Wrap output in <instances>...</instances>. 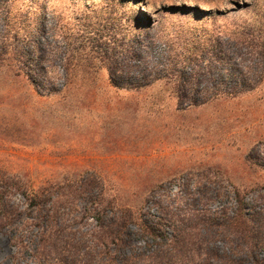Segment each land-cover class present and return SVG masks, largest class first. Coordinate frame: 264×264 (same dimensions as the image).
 Segmentation results:
<instances>
[{
	"label": "rangeland",
	"instance_id": "obj_1",
	"mask_svg": "<svg viewBox=\"0 0 264 264\" xmlns=\"http://www.w3.org/2000/svg\"><path fill=\"white\" fill-rule=\"evenodd\" d=\"M0 35V264H164L179 229L178 264H264L234 233L264 220V0H0Z\"/></svg>",
	"mask_w": 264,
	"mask_h": 264
},
{
	"label": "trees",
	"instance_id": "obj_2",
	"mask_svg": "<svg viewBox=\"0 0 264 264\" xmlns=\"http://www.w3.org/2000/svg\"><path fill=\"white\" fill-rule=\"evenodd\" d=\"M144 17L146 15L142 13ZM142 17V16H141ZM6 45L4 43V35H0V55L3 53V50L5 49ZM133 50V49H132ZM131 52L130 50H128ZM189 54L182 55L183 58L180 61H176L173 64L169 63L168 69L170 73L172 74L173 79H175V85L178 88V97L180 100V103L183 104L187 102V106L191 105H198L202 102H198L197 100H189V93L190 90H193L194 85L199 81L200 76L207 74L211 68V62L209 61L208 64H199L195 62V59L192 57V54H190V49L188 48ZM131 57H134L135 54L133 52L130 53ZM157 65V64H156ZM122 59L119 57H116L114 59V62H111L109 64V67L112 70H120L123 68ZM154 67V66H153ZM235 78L236 83L240 84H248V82L245 80V78L240 77L239 75ZM148 84V82H146ZM237 84V85H238ZM67 88L66 85L62 87H52L48 89V94H58L63 91H65ZM235 93V92H234ZM225 94H229L227 91H215V94H213L212 97H219L223 96ZM43 195V196H42ZM50 194L43 193L39 194L38 191L34 193V198H37V202L39 205L41 202H45L48 197H50ZM41 196V198H39ZM44 197V198H42ZM41 201V202H40ZM37 204V205H38ZM243 209V208H242ZM254 216L252 218H247L244 213L240 215V221L238 222L237 226L235 227L234 233L237 234V238L245 245H247V248L249 251L253 250L258 251L259 248L264 251V220L261 222H254ZM255 224H254V223ZM124 223V222H122ZM255 225V227H254ZM257 225V226H256ZM259 226V227H258ZM191 236H194L193 233L187 232L185 230L179 229V234L176 236L175 245L173 246L174 252H169V254H165L164 256H160L163 260L166 259L164 264H178V259L184 261L191 256L188 257V248L191 247L193 244V239H191ZM192 248V247H191ZM212 256L207 255V260H209ZM264 263V258L262 259ZM256 263H260V261H256Z\"/></svg>",
	"mask_w": 264,
	"mask_h": 264
}]
</instances>
